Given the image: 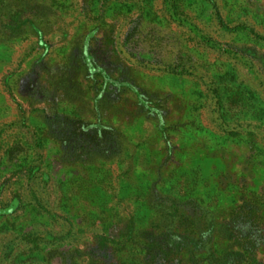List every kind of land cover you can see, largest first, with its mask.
Instances as JSON below:
<instances>
[{"label":"rangeland","instance_id":"rangeland-1","mask_svg":"<svg viewBox=\"0 0 264 264\" xmlns=\"http://www.w3.org/2000/svg\"><path fill=\"white\" fill-rule=\"evenodd\" d=\"M0 3V264H264V0Z\"/></svg>","mask_w":264,"mask_h":264},{"label":"trees","instance_id":"trees-1","mask_svg":"<svg viewBox=\"0 0 264 264\" xmlns=\"http://www.w3.org/2000/svg\"><path fill=\"white\" fill-rule=\"evenodd\" d=\"M0 2H2V0H0ZM106 82L113 89L120 90L124 88L123 85H117L109 80ZM127 87L128 89H134L131 85H128ZM140 101L148 112H152L153 114L157 115L158 109L157 107H155L156 105H154L151 100L147 98L145 99L144 97H140ZM102 130L103 132H106V130L109 129L102 126ZM247 207L248 206L242 207L239 210L240 213H237V215H232L229 220V225L226 227L228 232L227 234L231 237V239L235 240L237 251H233L232 253H226L223 256H218L216 253L210 254L209 252V256L205 258H199L198 253L201 250L199 243H196L190 235L173 231L171 229L168 230L166 234H163V237L153 241V243L150 244V248L155 253V256L157 258H161L164 261H167L168 257L169 259H171L173 256L180 253L183 248L188 246H194L196 248L191 250L192 264H258V260L252 257V247H254L255 245L254 232L258 229L259 225L258 223H256L255 220L249 219V217L252 215V212H250L248 210L249 208ZM253 213L255 214L256 211H253ZM181 218L182 219L179 221L181 226L191 225L188 222L186 216H182ZM210 224V231H213V223ZM171 226L174 227V224L171 223ZM248 226H250L249 229H254L253 232L251 229L248 232L244 231L247 229ZM239 234H242V237H239Z\"/></svg>","mask_w":264,"mask_h":264}]
</instances>
